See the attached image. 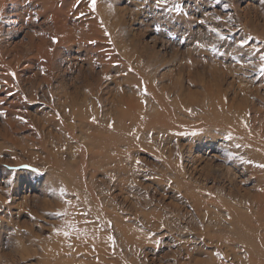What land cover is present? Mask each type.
Wrapping results in <instances>:
<instances>
[{"label":"rangeland","instance_id":"1","mask_svg":"<svg viewBox=\"0 0 264 264\" xmlns=\"http://www.w3.org/2000/svg\"><path fill=\"white\" fill-rule=\"evenodd\" d=\"M261 55L264 0H0V264H258Z\"/></svg>","mask_w":264,"mask_h":264},{"label":"bare ground","instance_id":"2","mask_svg":"<svg viewBox=\"0 0 264 264\" xmlns=\"http://www.w3.org/2000/svg\"><path fill=\"white\" fill-rule=\"evenodd\" d=\"M54 15V14H53ZM55 16V15H54ZM59 19V18H58ZM57 22H58V20H57ZM59 25V24H58ZM55 27V26H54ZM61 27V26H60ZM70 31H71V29H70ZM74 31V30H73ZM72 31V32H73ZM64 32H66V31H64ZM75 32V31H74ZM69 33V32H68ZM71 33V32H70ZM75 33H77V32H75ZM62 35V34H61ZM70 35H72V34H70ZM64 36V35H63ZM71 37V36H70ZM66 38V37H65ZM70 39V38H69ZM71 40V39H70ZM69 40V41H70ZM69 43H71V42H69ZM256 71V70H255ZM82 96V95H81ZM128 99V98H127ZM79 100V99H78ZM2 101V100H1ZM90 101V100H89ZM127 101H129V99L127 100ZM126 101V102H127ZM131 101V100H130ZM128 102V106H130V105H132L133 107H134V103H133V101L132 102ZM11 102V101H10ZM126 102L124 101V103L126 104ZM133 103V104H132ZM136 105V104H135ZM74 106V105H73ZM132 106H131V109L133 110V108H132ZM76 106H74V108H73V111H74V109H76L75 108ZM140 107L141 106H139V109H138V112L140 111ZM72 108V107H71ZM87 108V107H86ZM142 108V107H141ZM61 109H63V107H61ZM135 109H137L136 108V106H135ZM78 110V109H77ZM89 110V109H88ZM87 110V111H88ZM97 110V109H96ZM93 111V110H92ZM135 111V110H134ZM137 111V110H136ZM76 111H74V113H75ZM99 112V111H98ZM86 113V112H85ZM169 113V112H168ZM67 114V113H66ZM90 114V113H89ZM92 114V113H91ZM89 115V116H91L92 118H93V116L92 115H94V113L92 114V115ZM76 115H77V112H76ZM84 115V114H83ZM74 116H75V114H74ZM80 116V115H79ZM86 116V115H85ZM84 116V117H85ZM77 117L78 116H76V120H78L77 119ZM87 117H88V115H87ZM79 118V117H78ZM81 118V117H80ZM83 118V117H82ZM67 119V118H66ZM85 119V118H84ZM256 120H258V119H256ZM84 120H80V121H78V122H82V123H84L83 125H85V122H83ZM88 122V121H87ZM91 122H94L93 120H91ZM90 123V122H89ZM89 123H88V125H89ZM96 124V123H95ZM56 125V124H55ZM60 126V125H59ZM62 126V125H61ZM89 127H91V126H89ZM100 127V126H99ZM64 128V127H63ZM101 129H103L102 127H100ZM66 129V128H65ZM259 129H260V127H259ZM104 130V129H103ZM69 131V130H68ZM104 132V131H103ZM66 133H67V131H66ZM105 133V132H104ZM101 136V135H100ZM99 136V137H100ZM98 137V138H99ZM73 138H75V136L73 135ZM94 138H95V136H94ZM103 139V138H102ZM114 140V139H113ZM102 141V140H101ZM99 142V141H98ZM113 142H116L115 140L113 141ZM93 144V143H92ZM91 144V145H92ZM97 145H98V143H97ZM100 145V144H99ZM82 151V150H81ZM94 152V151H93ZM255 156V155H254ZM110 157V156H109ZM253 160H255V164H253L254 166H253V169L256 171V172H259V173H261V172H264V168H261V167H258V165H264V155H257ZM61 163V162H60ZM69 165H70V163H69ZM237 164H235V166H236ZM52 166V165H51ZM241 166V165H240ZM50 167V166H49ZM51 168V167H50ZM54 169V168H53ZM57 169V168H56ZM58 170V169H57ZM219 170V169H218ZM216 171V172H219V171ZM250 170V169H249ZM215 171V170H214ZM53 172V171H52ZM190 173V172H189ZM212 173H214V172H212ZM258 173V174H259ZM257 174V173H256ZM262 175H263V173H261ZM260 175V174H259ZM64 176V175H63ZM51 177V176H50ZM230 177H231V175H230ZM236 177V176H235ZM263 177L264 176H262V178L261 179H263ZM48 178V177H47ZM228 178H229V175H228ZM232 179V178H231ZM49 180V179H48ZM229 180V179H228ZM71 183V182H70ZM264 183V182H263ZM262 184V183H261ZM260 184V185H261ZM255 186V185H254ZM262 187L263 188H261L262 190H261V192H259V195H257V196H255L256 197V199H255V202L254 203H256L257 205H258V214L255 216V221H256V226L254 227V226H252L253 228H254V231H255V233H254V231H252V230H250L252 233H254L255 234V240H254V243H255V245H253V246H251V247H247V249H248V251L250 252H252V253H255L256 255H260V254H264V223L262 222L263 220H264V216H262V215H264V184L262 185ZM53 189V188H52ZM187 190V189H186ZM238 190V189H237ZM188 192H189V189H188V191H187V195H188ZM191 193V192H190ZM220 206H223V205H220ZM219 207V206H218ZM220 208V207H219ZM75 209V208H74ZM226 209H228V210H230L231 208L228 206V208H226ZM76 210V209H75ZM226 211V210H225ZM232 211H234L233 209L231 210V212ZM229 212V211H228ZM73 213V212H72ZM234 213V214H233ZM232 213V216H231V218H232V226L233 227H236V230H237V232L239 231V235H238V239L239 240H241V238H243V237H248V238H250L248 235L250 234V231H248V230H246V228H244V226L245 225H247V224H249L250 223V221L248 220V219H244V218H242V217H240V215H239V213L241 214V211L240 212H237L236 210H235V212H233ZM243 213V212H242ZM202 215V214H201ZM211 215H212V213H211ZM249 215V214H248ZM104 216V215H103ZM71 217V216H70ZM244 217V216H243ZM248 217V216H247ZM253 217V216H252ZM69 218V217H68ZM252 219V218H251ZM250 219V220H251ZM261 219H263V220H261ZM112 220V219H111ZM220 220V219H219ZM172 221V220H171ZM252 221V220H251ZM117 222V221H116ZM97 223V222H96ZM95 224V223H94ZM117 224V223H116ZM82 225H84V224H82ZM82 225H81V227H82ZM86 225V224H85ZM89 225V224H88ZM87 225V226H88ZM151 225V224H150ZM106 226V225H105ZM177 226V225H176ZM79 228H81L80 226H78ZM107 227V226H106ZM82 229V228H81ZM85 229V228H84ZM75 232V231H74ZM234 232H236V231H234ZM99 233V232H98ZM230 234V233H229ZM233 234H235V233H233ZM238 234V233H237ZM231 236V235H230ZM237 236V235H236ZM250 236H251V234H250ZM96 238V237H95ZM234 239H236L235 237H233L232 239H229L228 240V242H233L234 241ZM97 241V240H96ZM235 242V241H234ZM98 246V245H97ZM104 246V245H103ZM85 248V247H84ZM244 248H246V247H244ZM101 252H102V249H101ZM105 253V252H104ZM103 254V253H102ZM231 254V253H230ZM101 260V259H100ZM94 261V260H93ZM94 263V262H93ZM191 263H192V261H191ZM90 264V263H89ZM96 264H98V263H96ZM258 264H264V258H261V260L259 261V263Z\"/></svg>","mask_w":264,"mask_h":264},{"label":"snow or ice","instance_id":"3","mask_svg":"<svg viewBox=\"0 0 264 264\" xmlns=\"http://www.w3.org/2000/svg\"><path fill=\"white\" fill-rule=\"evenodd\" d=\"M89 3H90V6H91L92 10L95 11V10H96V7H97V0H89ZM155 4H156V6L159 8V7H161V6L166 5V4H167V0H155ZM167 10H168L169 12L174 11L177 15L185 14L184 11H183V6H182L181 4H175L173 8H169V9H167ZM157 30H159V29H157ZM213 31H215V30H213ZM216 35L219 36L220 39H222V40L225 39V37H224L222 34H220V33H216ZM53 42L56 43V42H58V41H56V40L54 39ZM93 43H94V42H93ZM246 46H247V44H246L245 42H242L241 45H240L241 48H244V47H246ZM197 47L204 48L205 45L202 44V43H197ZM254 51H255V50H254ZM259 59H260V61H261V64H260V75H261V76H264V55H261V56L259 57ZM42 71H43V70H42ZM11 75H12L13 77H15V73H11ZM105 79H110V77H107V76H106ZM146 94H147V91H146V88H145V95H146ZM25 99H26V98H25ZM4 115H6V114L3 113V112H0V116H4ZM93 120H94V118H93ZM23 122H24V123H27V121H23ZM245 126H246V125H245ZM193 135H195V133H193ZM229 139H231V137H229ZM237 147H239V145H237ZM229 156L231 157L232 154L229 153ZM244 162H245V163H248V161H244ZM139 163H140V162L137 161V164H139ZM258 167L264 168V165H258ZM65 194H66V190H65V189H60V190H59L58 195H59L60 197H63ZM65 203H70V201H65ZM55 215H57V216H63V215H65V213H62V212H56ZM64 235H65V236H68L69 233H68V232H64ZM153 235H154V234H153ZM216 255H217V256H220L219 253H217Z\"/></svg>","mask_w":264,"mask_h":264}]
</instances>
